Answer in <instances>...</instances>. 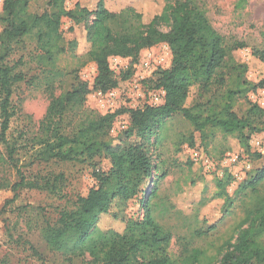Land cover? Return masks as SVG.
I'll use <instances>...</instances> for the list:
<instances>
[{"label": "trees", "instance_id": "obj_1", "mask_svg": "<svg viewBox=\"0 0 264 264\" xmlns=\"http://www.w3.org/2000/svg\"><path fill=\"white\" fill-rule=\"evenodd\" d=\"M67 1L50 0L48 10L37 14L29 11L31 0H4L0 18L4 23L0 34V135L11 159L17 149L5 134L14 116V88L25 79V73L18 69L24 64L23 56L14 63L10 56L25 39L32 38L41 58L52 62L65 51L63 18L75 24L85 23L90 43L86 55L97 66L94 88L104 92L119 86L110 66L112 56L136 58L143 49L167 43L172 63L155 73V88L166 91L164 104L126 108L87 119L71 135L61 133L53 118L82 105L88 85L78 84L52 99L46 116L52 135L41 140L43 145L36 155L64 162L104 156L110 165L107 171H95L97 185L79 193L72 206L59 211L54 224L43 228L48 248L71 264L82 258L88 259V264H264V169L248 176L233 193L228 190L234 180L230 173L217 178L216 197L221 200L218 214L211 220L205 216L200 223H188L190 235L177 236L178 253L169 251L176 236L173 227L161 221L167 209L157 199L160 179L150 195L138 201L145 208L142 217L124 219L118 212L122 203L138 198L145 179L153 172L145 142L158 130L159 143L166 118L174 113H181L190 121L206 147L208 130L217 129L235 136L251 152L252 135L264 131V109L249 101L245 114L239 116L234 108L237 99H246L251 90L264 86V80L258 84L249 81L245 77L247 65L233 56V51L246 47V43H227L196 0H164L162 12L149 23L132 6L113 12L105 6L106 0H98L96 9L91 11L78 3L68 8ZM164 25L168 30L161 28ZM255 54L264 60L262 52ZM127 77L128 74L123 78ZM193 92L197 94L194 99ZM123 112L130 116V125L124 131L126 139H106L114 119ZM133 137L135 141L130 142ZM17 170L20 177L14 190L43 187L39 181L27 180L19 167ZM58 181L60 176H55ZM235 207L243 208V216L233 222L227 234L209 240ZM110 213L114 220L121 218L123 228L102 224L101 219ZM202 240L209 241L202 245Z\"/></svg>", "mask_w": 264, "mask_h": 264}, {"label": "rangeland", "instance_id": "obj_2", "mask_svg": "<svg viewBox=\"0 0 264 264\" xmlns=\"http://www.w3.org/2000/svg\"><path fill=\"white\" fill-rule=\"evenodd\" d=\"M49 1L31 0L29 11L42 14L48 10ZM242 1L196 0L227 43H246V47L234 50L233 56L237 62L247 65L245 77L258 84L264 80V60L255 54L256 51L264 54V0H246L241 4ZM97 2L98 0H68L66 6L74 8L78 3L93 11ZM3 3L4 0H0V18L4 14ZM164 5V0L105 1V6L113 12L128 6L134 7L142 14L145 23L162 12ZM3 28L4 23L0 19V34ZM161 28L168 30L165 25ZM61 30L64 34L65 51L52 62L41 58L42 53L32 38L25 39L10 56L12 63L23 56L24 64L19 65L18 69L24 71L25 79L14 88V116L5 134L9 143L17 149L13 159L9 157L0 135V264H71L60 253L48 248L43 228L49 223L54 224L59 211L72 206L79 193L97 185L95 171L109 169V161L104 156L84 162H64L36 155V150L43 145L41 140L52 135V131L47 128L49 121L46 120L52 99L72 90L78 84L88 85L89 92L82 105L68 109L62 117L57 115L53 118L61 133L71 135L87 119L135 106L142 107L155 87V73L158 70L151 73V70L142 66L143 49L136 58L123 57L119 64L113 66L115 77L119 80L117 97L110 110L101 108L98 98L94 96L97 90L94 88L97 66L86 55L90 43L85 23L75 24L64 17ZM158 50L155 46L154 52ZM126 74L128 77L123 78ZM140 74L146 79L139 81ZM139 93L143 97H138ZM196 95L193 92L192 99ZM1 99L0 91V101ZM249 101L264 109V86L251 90L246 99H237L234 109L239 116L245 114ZM129 125L128 112L117 115L106 139H126L124 131ZM154 132L145 142L153 172L145 179L138 198L122 203L118 212L124 219L142 217L145 208L138 201L141 197L147 198L160 179L157 199L167 209L162 214L161 221L172 226L176 234L169 248L174 254L180 251L177 236L190 235L188 223H200L205 216L211 220L218 214L221 200L216 197L217 178L230 173L234 180L228 190L233 193L248 176L264 169V152L254 144L260 141L261 147H264V131L252 135L250 153L235 136L217 129L208 130L209 144L206 147L201 133L181 113H174L166 118L163 139L159 143L156 142L158 130ZM129 141H135V137ZM205 157L212 162V167L204 164ZM18 167L27 180L39 181L43 187H21L14 190L13 186L20 177ZM55 176H60V181L55 182ZM161 176L163 177L160 178ZM47 182L51 185L45 186ZM243 214L242 207H235L220 224L216 235L209 240H216L218 236L227 234L233 222ZM112 216L113 213H110L103 217L102 224L123 228L121 218L114 220ZM209 240H202L200 244L204 245ZM73 264H88V259H76Z\"/></svg>", "mask_w": 264, "mask_h": 264}, {"label": "built area", "instance_id": "obj_3", "mask_svg": "<svg viewBox=\"0 0 264 264\" xmlns=\"http://www.w3.org/2000/svg\"><path fill=\"white\" fill-rule=\"evenodd\" d=\"M155 46L158 47V52H154ZM153 47L146 48L144 50V58L142 61V66L145 67L147 70H151V73L154 72L155 69H166L171 66L172 63V51L170 46L167 43H160L158 45H155ZM123 57L120 56H112L110 57V66L114 70L113 66H116L119 64L123 59ZM141 76V79H146L145 76L142 74L138 75ZM118 87L110 89L106 92L102 90H96L94 93V96L98 98L99 106L103 109L110 110L114 104L115 98L117 97L118 93ZM138 97H143L142 93L138 94ZM166 99V91L163 88H153V90L150 92L149 100L147 103H145L142 107L146 105H153V106H159L165 103ZM142 107H136L135 108H142ZM256 146L260 148L262 152H264V147H261L260 141L254 142ZM204 164L207 165V167H212V162L208 159V157H205Z\"/></svg>", "mask_w": 264, "mask_h": 264}]
</instances>
